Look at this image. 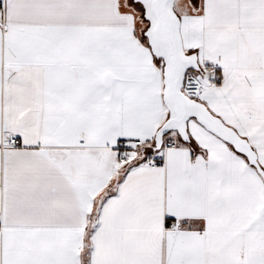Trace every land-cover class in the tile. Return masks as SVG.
Instances as JSON below:
<instances>
[{
  "label": "snow or ice",
  "instance_id": "6c2138e0",
  "mask_svg": "<svg viewBox=\"0 0 264 264\" xmlns=\"http://www.w3.org/2000/svg\"><path fill=\"white\" fill-rule=\"evenodd\" d=\"M0 264H264V0H0Z\"/></svg>",
  "mask_w": 264,
  "mask_h": 264
}]
</instances>
